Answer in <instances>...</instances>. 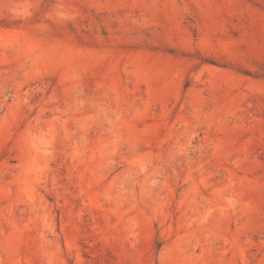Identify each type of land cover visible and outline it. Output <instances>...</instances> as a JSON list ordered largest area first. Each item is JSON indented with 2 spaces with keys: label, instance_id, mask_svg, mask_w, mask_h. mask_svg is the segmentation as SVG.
Masks as SVG:
<instances>
[{
  "label": "rangeland",
  "instance_id": "obj_1",
  "mask_svg": "<svg viewBox=\"0 0 264 264\" xmlns=\"http://www.w3.org/2000/svg\"><path fill=\"white\" fill-rule=\"evenodd\" d=\"M0 264H264V0H0Z\"/></svg>",
  "mask_w": 264,
  "mask_h": 264
}]
</instances>
